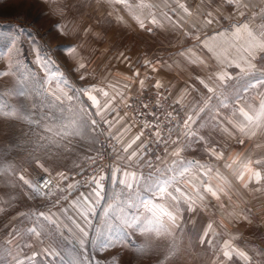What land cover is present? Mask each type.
<instances>
[{"label":"rangeland","instance_id":"1","mask_svg":"<svg viewBox=\"0 0 264 264\" xmlns=\"http://www.w3.org/2000/svg\"><path fill=\"white\" fill-rule=\"evenodd\" d=\"M125 8L108 0H0V54H3L0 73H8L0 76V107L3 112L15 110L17 114L0 112V264H15L17 257L24 264H111L113 257H118V264H210L215 257L220 238H205L209 243H200L199 235L210 214L188 211L193 199L186 200L189 195L184 183L188 174L179 175L180 164H172L171 170L163 171L160 167L154 173L143 172L133 189L115 184L107 198L92 200L95 210L85 225L73 201L81 197L80 190L90 182L81 178V171L85 158L97 148L95 131L72 138L71 152L55 147L45 152L35 150L33 133L50 136L51 133L43 131L44 124L49 122L44 121L37 128L23 118L28 112L34 118L49 111L59 112L62 104L64 109H71L65 112L66 116L79 115L83 109L87 120L100 119L91 101L77 90L98 84L100 73L119 64L116 61L123 50L134 49L128 45L136 34L125 27L127 31L122 30L118 23L117 10ZM68 47L74 51H67ZM81 63L83 68L79 67ZM244 81L249 80L238 78L234 95H241ZM64 93L73 96V100L69 101ZM133 94L123 102L124 110ZM179 105L187 115L182 104ZM176 139L174 136L167 142L164 156L174 147L172 141ZM144 154L150 158L148 162L157 165L151 152L147 150ZM37 159L43 168L36 163ZM174 167L178 169L175 173ZM21 175L39 187L40 192L24 184L19 179ZM173 176L174 182L166 187L165 193H160L157 185ZM44 180L50 183L44 186ZM110 183L109 179L105 185L109 188ZM176 188L181 192L177 193ZM153 204L157 207L150 211ZM109 205L115 211L105 216ZM41 212L52 215L60 226L48 224L42 218L37 221L36 215ZM154 214L165 231L141 232L125 223V218L138 217L147 224ZM167 214L175 217L174 223ZM72 220L89 233L83 249L78 243L81 234ZM37 223L44 226L46 233L39 238L27 231ZM97 230L100 240L114 246L93 245ZM14 231L19 235L13 237ZM124 234L129 240L121 243ZM10 239L12 243H8ZM53 251L60 255H53Z\"/></svg>","mask_w":264,"mask_h":264},{"label":"crops","instance_id":"2","mask_svg":"<svg viewBox=\"0 0 264 264\" xmlns=\"http://www.w3.org/2000/svg\"><path fill=\"white\" fill-rule=\"evenodd\" d=\"M187 2L195 5L201 3V0H187ZM139 3V0H131L132 10H129V8L123 9L124 11L117 10L118 23L120 22L119 25L123 28L122 30L128 28L131 33L136 34L128 45L129 48L134 49L130 52L129 49L123 50L120 53V58L116 61L119 64L110 71L100 73L99 83H91L89 86L103 89L109 93L110 97H115L110 106L114 109L113 111L105 112L101 116L96 115L103 121L105 118L110 121L119 118V123H114L111 128L113 135H118L123 126H130V131L119 139L110 174L111 178L109 177L111 182L109 188L101 182L103 189L98 200L108 197V193L112 192L115 184L119 185V180L125 178L124 172L135 173L136 179L129 180L132 183L131 188L120 185L127 189H133L139 183L143 172L154 173L160 167L163 171L164 169L171 170L174 160L199 161L211 168V173L204 175L201 171L192 168L188 173H185V175H188L185 178L184 186L188 191V195L195 202L193 205L196 212L201 211L204 213L206 211L210 214L209 219L205 220L199 238L203 236L208 224H212V230L209 236L205 238L209 240L215 236L220 238L218 247L214 251L215 257H213L210 264H245V261L238 256L233 255L231 260L223 256L225 242L232 248L245 251L252 258L251 264H264V190L255 191V188L260 186L255 185L254 182L249 184L248 188H244L241 182L236 180L233 170L225 166L236 160L237 157L240 159H244L246 156L253 159L264 157V136L258 133L255 137H243L245 142L240 144L236 138H229L227 133L222 134L219 129L212 128L211 125L199 128L202 121H198L197 125L193 127L198 130V135L205 137L208 143L189 140L187 141L189 146L182 148L179 157L173 155L177 147V144H175L162 159L153 162L157 163L155 166L148 162L150 158L144 153L140 159L133 158L132 161H129L127 157L131 152L137 150L141 142L144 143L142 137L136 144L132 145L128 152L123 151V148L137 135L133 132L131 118L124 110L123 102L132 93L157 88L155 87L157 81H159L161 88H165L174 100L180 99L181 93L186 94L181 100L185 110L189 109L193 102L203 106L202 102L212 95L199 83L197 77L205 79L210 86L216 89L215 96H213L210 104L217 106L219 104L217 97L219 99L229 95L228 99L231 96L233 97L236 89L234 86L238 78L244 77L249 81L243 82L241 96L247 104L259 108L260 96L258 93L264 92V89L249 88V84L253 82L249 76L241 74L238 69L228 68L227 71L233 77L231 80L221 84L215 79V74L223 68V64L217 61L216 56L234 58L237 56V52L235 48L230 46L231 42L226 38L217 37L215 40H211L209 37L213 36L216 31L228 29L229 24L233 21L221 19V15L227 16L229 13L234 15V9L227 5L224 0H204V3L208 5V10L215 12L217 8L220 9V14L216 16L219 23L202 31L193 29L191 36H185L184 32L191 27L190 22L180 29H173L165 22V26L161 28L149 24L148 19L145 18L149 11L157 14L160 11H168L164 4H171V0H147L146 4L153 5L150 9L138 8ZM257 3H259V0H257ZM256 11H259V8ZM169 15H172L174 20L176 19V16L171 12H169ZM137 16L145 20V28L139 26ZM148 27L152 28L151 32L146 30ZM197 36L199 39H197ZM203 42H207L213 48V52H209ZM181 53L183 55H180ZM254 71L264 73V65L257 63ZM210 77L212 79H209ZM141 80L144 81L143 86H141ZM125 85H127V88H125ZM121 92L123 97L120 95ZM221 93H223L222 96ZM93 94L97 95L101 103L107 99L101 93ZM232 107L230 100L229 107L219 108V111L223 116L232 119ZM94 111L96 112L95 108ZM203 115L201 113V116ZM181 140L183 141L184 138L181 137ZM212 144L223 151L224 157L222 159H216L208 154L206 148ZM257 144H260L261 147L257 148ZM199 149H203V151H198ZM143 168H146L145 171ZM114 169H119L116 172L115 182L113 181ZM204 183L210 184L214 188L218 185L224 187V191L219 193V200L210 194L204 193ZM94 188L95 184L90 182L88 186L80 190V193L87 195L92 193ZM197 191L204 196L203 200L198 199ZM96 199L93 194L92 200Z\"/></svg>","mask_w":264,"mask_h":264},{"label":"snow or ice","instance_id":"3","mask_svg":"<svg viewBox=\"0 0 264 264\" xmlns=\"http://www.w3.org/2000/svg\"><path fill=\"white\" fill-rule=\"evenodd\" d=\"M110 4H123L125 7L132 10L133 6L128 3V0H108ZM224 2L234 9L233 13H229L227 16L221 15V19L232 20L233 22L229 24L228 29L224 31H216L215 34L209 39L215 40L217 37H224L228 41L231 42V47L235 48L237 52V56L234 58H229L227 56L221 57L220 55L216 56V59L219 63L223 64V68L215 74V79L218 80L221 84L231 80L233 77L230 72L227 71L228 68L238 69L239 72L243 75L249 76L250 80L253 81L249 84V88L253 89H264V73H256L254 70L256 69L257 63L264 65V0H224ZM138 8H152L153 5L146 4L144 0H140V3L137 5ZM165 8H168V11H160L158 14L149 11L146 14V19H148V23L151 25H155L157 27H164L165 22L170 25L173 29H180L185 26L188 22L191 23V27L187 31L184 32L185 36H191L192 30L195 29L196 31H202L205 28H211L214 24H218L219 21L216 19V16L220 14V9L217 8L214 11L208 10V5L204 3V0H201L199 4H193L187 2V0H171V4L165 3ZM259 8V11L256 9ZM171 12L173 15L176 16V19H173L172 15H169ZM243 18V19H240ZM138 20L139 26L141 28H145V20L141 19L139 16L136 17ZM59 27V26H58ZM147 31L151 32L152 28L148 27ZM197 39L199 37L197 36ZM204 46L208 48L209 52H213V48L207 44V42H203ZM67 51L71 52L74 49L68 47ZM190 51V50H189ZM3 54H0L2 56ZM180 55H183L181 53ZM194 62V61H193ZM203 63V61H201ZM80 68L84 67V64L79 65ZM155 70V69H153ZM8 73H0V76L7 75ZM138 75V73H137ZM84 77L82 76L81 79ZM199 83L203 85V87L207 90L210 95L207 100H204L203 106L196 104L193 102L192 105L189 106V109H185L186 112L189 114L186 115V118H182V126L183 130L177 135V139L172 141L173 144H177L173 155L176 157L180 156V152L182 148H187L189 143L187 141H200L204 142L205 144L208 141L205 139L204 136L198 135V130L194 129V125H197L198 121H202L199 124V128H204L211 125L212 128L219 129L220 132L227 133L229 138H236L237 142L243 144L245 140L243 137L251 138L257 136L260 133L261 136H264V92H259L260 96V103L259 108L253 107V105L247 104L244 98L239 94L236 93L231 98L232 107V119H228L226 116H223L219 108H228L229 101L228 99H217L219 100V104L211 105L210 101L212 100L213 96H215L216 89L209 85L205 79H201L197 77ZM209 79H212L211 77ZM141 86H143L144 81H140ZM155 87L160 88L161 85L159 81H157ZM127 88V85H125ZM81 95L87 96L88 100L91 101V106L96 109L95 115L101 116L105 112L113 111L110 106L112 105V101L115 97H110L109 93L104 91L103 89H98L96 87H88V88H81L78 89ZM93 93H101L103 97L107 98L104 100L103 103L97 98V95ZM21 95L24 93L21 92ZM66 98L69 101L73 100V96H68L64 93ZM121 97H123V93H120ZM186 94L181 93L180 99L174 101L175 104L179 105L181 100L184 98ZM223 93H221V96ZM57 100H60V97H56ZM159 103V102H158ZM144 108H147V104L142 105ZM215 109V111H214ZM27 112V110H25ZM71 112V109H64L60 107L59 112H52L49 111L48 113H41L39 114L38 118H34L31 112H28L27 115L23 116L24 119L28 120L30 124H35L37 128H40L41 123L44 121H48L49 123H45L43 127V131L45 133H51V135H37L33 133L36 137V146L35 150H43L47 152L50 148L55 147L57 150H62L63 152H71L72 148V138L74 137H82L87 134L90 130H95L98 127V122L95 119L91 121L87 120L85 117L87 113L84 112L83 109L79 110V115L73 113L72 115L66 116L65 112ZM0 112H3V108L0 107ZM201 113L204 115L201 116ZM5 115L15 116L17 115L15 110L12 112H3ZM179 114V111L177 112ZM172 113H168L169 121L172 120ZM104 124H107L109 127V135L112 136L113 139H116L119 142L120 137L130 131V126L125 125L122 127L120 133L118 135H113L111 133V128L114 126V123H119V118L115 121L104 119ZM54 126L56 130L54 131ZM181 121H177L175 125L172 127H168V133L171 134L177 128H180ZM149 124L145 123L143 128H148ZM151 127L155 128L154 136L157 138V143H167L161 136V128L159 121L156 124L152 125ZM231 129V130H229ZM143 135V131L137 134L130 143L127 144L126 147L123 148L124 152H128L130 148H132L133 144H136L137 141L141 139ZM181 137L184 140H181ZM67 145V147H65ZM261 145L257 144V148H260ZM148 145L146 143L141 142L138 145L137 150H133L131 154L127 157L129 161H132L133 158L137 160L143 155L144 152L147 151ZM208 154L216 159H222L224 157L223 151L219 150L215 144L206 148ZM93 159V158H89ZM239 161V163H237ZM95 160L93 159V163ZM36 163L43 168L42 164H39V160H36ZM150 163V162H149ZM179 163L181 169L179 170V175L183 176L186 172L190 169L195 168L201 171L204 175H208L211 173L212 169L209 168L205 164H201L199 161H184V160H174L173 164ZM235 165V167H234ZM227 168L233 170V174L239 182L243 185L244 188H248L249 184L253 182L255 185L260 187L255 188V191L264 190V157L253 159L250 157H244V159H240L237 157L236 160H233L231 163L225 165ZM175 173L178 171L175 167L172 169ZM44 171H48V169H44ZM119 169L113 170V181H116V172ZM60 176H64L63 173H59ZM124 179H120L119 183L122 185H126V187L131 188L132 183L129 180H135L136 176L135 173L124 172ZM66 178V177H64ZM104 176L101 175L99 178L95 176L92 177V183L95 184V188L93 189L92 193L84 194L81 193V197L78 198L76 201H73V207L78 209V213L80 218L83 220L84 224H89L88 217L89 215L94 212L93 202H92V195L94 194L97 198V201L100 197L101 191L103 189L102 181L104 180ZM24 184L28 185L29 187L33 188L34 191L40 192V188L33 185V183L27 179L23 175L19 177ZM175 180V176H173L170 180H165L163 185H157V190L160 193L166 192V187L170 186ZM44 186H47L50 181L44 180ZM69 188L74 187V185H69ZM204 193L210 194L212 197H215L217 200L220 199L219 193L224 191V187L218 185L217 187H213L210 184L204 183L203 184ZM175 191L180 193V188H176ZM173 200H177V197L172 195V193H167ZM197 197L200 200L204 199V196L197 191ZM181 195H184L181 193ZM186 200L191 201V197L187 196ZM195 202L191 201L188 204V211H195L193 208V204ZM148 207V204L145 205ZM157 205H151L150 211L155 209ZM223 207V205H221ZM115 211V207L113 205H109L108 208L105 209V216L110 215L111 212ZM64 212H67V209H64ZM169 219L175 222V217L171 214H168ZM48 222V224L56 225L59 227V223L57 220L53 219L52 215H46L45 213L41 212L36 215V220L39 221L40 219ZM71 219V217H69ZM147 219V218H145ZM247 219V217H245ZM125 223L131 227H135L140 229L141 232H149V231H156L161 232L165 231L163 224L159 223L156 219L155 214L153 216V220L149 223H144L140 221L138 217H131L125 218ZM72 224L75 226V229L79 231L81 234L79 238V246L81 249L85 246V240L89 236L88 231H86L85 227H82L81 224L76 223L75 220H72ZM212 230V224L207 225V229L204 230L203 236L199 238L200 243H209V241L205 240V237H208ZM28 233L31 235H35L36 237H41L42 234L46 235L44 232V226L37 223L36 226L29 228ZM98 236L96 239L92 241L93 245L99 243L100 247H112L114 244L105 242L99 239V230H97ZM19 235L17 231L12 233V236L15 237ZM129 240L127 234H124L121 237L120 242ZM131 242V241H129ZM8 243H12L10 239ZM137 250H141L139 246H136ZM225 250L223 251V256L231 260L233 255L238 256L245 264H251L252 258L242 250L232 248L227 242L224 245ZM53 255H60L59 252L53 251ZM15 264H24V261L20 260L19 257L16 258ZM83 264V262H81ZM111 264H118V257H113L111 260Z\"/></svg>","mask_w":264,"mask_h":264},{"label":"built area","instance_id":"4","mask_svg":"<svg viewBox=\"0 0 264 264\" xmlns=\"http://www.w3.org/2000/svg\"><path fill=\"white\" fill-rule=\"evenodd\" d=\"M174 101L165 88H149L134 93L126 103L125 110L131 118L133 129L138 133L143 131L142 137L148 145L147 150L152 153L153 161L163 158L167 143L156 142L155 128L151 126L159 121L161 136L167 142L183 130L182 118H186V114ZM143 104H147L148 107L144 108ZM178 111L179 114H177ZM168 113H172L171 121L168 119ZM96 120L98 127L94 131L97 135V148L85 158L81 178L92 182L93 176L99 178L103 175L105 178L102 183L107 184L118 143L109 135L107 125L100 119ZM177 121H181L180 128L169 134L168 127H172ZM145 123L149 124L148 128H143ZM90 157L95 160L94 163L93 159H89Z\"/></svg>","mask_w":264,"mask_h":264}]
</instances>
